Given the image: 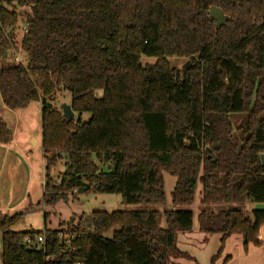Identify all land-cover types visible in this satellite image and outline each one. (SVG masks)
Masks as SVG:
<instances>
[{
  "label": "trees",
  "instance_id": "trees-1",
  "mask_svg": "<svg viewBox=\"0 0 264 264\" xmlns=\"http://www.w3.org/2000/svg\"><path fill=\"white\" fill-rule=\"evenodd\" d=\"M212 8L228 18L220 28ZM65 92L74 120L57 104ZM0 95L12 111L41 104L46 205L80 189L121 195L126 205L166 204L167 173L176 179L173 207H185L164 213L165 228L159 212L82 216L67 229L65 254L62 231L17 233L23 215L6 216L2 264H198L178 247L193 229L198 184L199 230L221 235L212 264L231 236L246 251L262 246L264 209L207 207L264 203V0H0ZM11 140L0 121V143ZM60 162L66 171L55 181ZM43 234L45 252L24 244Z\"/></svg>",
  "mask_w": 264,
  "mask_h": 264
},
{
  "label": "rangeland",
  "instance_id": "rangeland-1",
  "mask_svg": "<svg viewBox=\"0 0 264 264\" xmlns=\"http://www.w3.org/2000/svg\"><path fill=\"white\" fill-rule=\"evenodd\" d=\"M25 26V22L23 20L19 21L18 25V36L19 40H21V30ZM155 60L144 58L143 63H154ZM172 63L176 65L178 68H182L183 66L190 65V61L187 59H178L173 60ZM101 95V94H100ZM71 103V96L69 93L65 92L59 97L58 107L62 109L64 105H69ZM30 109L35 111L34 119L33 115H30V123H27L23 128L24 131L27 132L29 129H33L35 131V137L42 139V113H41V105L38 102H34L31 104ZM90 115L86 114L83 116V120H89ZM22 130V129H21ZM31 145L33 143L30 141ZM37 153L36 160H39L41 165L39 164V170L36 172L39 180H43V156L41 146L38 149H35ZM66 171L65 164L60 162L56 165V167L52 170V178L55 181H59L62 174ZM165 178V190H166V204L154 206V205H126L123 203V199L121 195L115 194H97L94 190L89 192H81L78 191L69 194V198L67 202L60 201L55 205L48 206L45 204L44 197V186L33 184V188H31L30 193L28 194L24 205L17 209L7 210L5 212L0 213V220L4 217L9 216L12 217L18 213H21L23 216L20 222L12 228V231L17 233H26L32 231H44L45 229L49 230H60L66 231L70 224H78L80 218L82 216H90L95 212H106V213H114V212H159L163 215L162 227H166V220L164 218V213L168 210L174 209H184L185 207H173L171 194L174 190L176 179L171 177L169 174L164 173ZM201 191L202 186L198 184V190L196 192L194 204L190 207V209L194 212V224L196 228L198 227V216L201 209ZM30 195V197H29ZM239 209L242 210L247 216H251L254 210L264 209V203H255L252 201H248L242 205H211L207 207V210L218 212L221 209ZM107 238L112 237V233H109ZM221 248V244L218 238H213L210 244L206 247H196L194 251L196 252V261L198 264H212V259L218 254ZM2 234L0 233V264H2ZM193 252V251H192ZM237 249L235 244L228 251L226 249V245L224 247L223 253L219 259L216 260L215 264H224L225 260L228 256L233 258L236 255ZM192 254V253H191ZM193 256V255H192ZM198 256V257H197ZM195 258V257H193ZM182 264H195V262L190 261H181ZM238 264V262L236 263Z\"/></svg>",
  "mask_w": 264,
  "mask_h": 264
},
{
  "label": "crops",
  "instance_id": "crops-1",
  "mask_svg": "<svg viewBox=\"0 0 264 264\" xmlns=\"http://www.w3.org/2000/svg\"><path fill=\"white\" fill-rule=\"evenodd\" d=\"M31 104L25 109L12 111L6 108L0 95V121L7 124L12 130V140L8 143H0V213L22 207L33 184L36 183L38 186L45 184V157L42 139L35 137L33 129L25 132L23 128L27 123H30V115H33V119L36 116L35 111L30 109ZM41 136L43 138V131ZM40 146L43 156V180H39L36 175L41 163L36 160L35 149ZM213 238H218L221 244V235H205L200 232L199 226L196 228L194 224L192 232L178 235V247L197 259L194 249L196 247L207 248ZM259 239L263 243L261 247L250 244L246 251L244 238L240 235L231 236L226 241V249L228 251L235 244L237 252L233 258L228 256L230 261L227 264H236L237 262L238 264H264V225L260 228ZM181 261L175 263L182 264Z\"/></svg>",
  "mask_w": 264,
  "mask_h": 264
},
{
  "label": "built area",
  "instance_id": "built-area-1",
  "mask_svg": "<svg viewBox=\"0 0 264 264\" xmlns=\"http://www.w3.org/2000/svg\"><path fill=\"white\" fill-rule=\"evenodd\" d=\"M27 33V28L26 26L23 27L22 31H21V34L22 36H24L25 34ZM15 62L17 64H21L23 63V58L20 54H17L15 56ZM59 238L62 240L63 244H64V249H62V252L63 254H65L66 251H73L72 249V241L74 239V235L70 232H67L66 231H62L60 234H59ZM24 244L26 245V247L29 249V250H33V251H43L45 252L46 251V237H45V234L41 235V236H37L35 237L34 239H25L24 241ZM72 264H81L79 262H75L73 261L71 258L69 259Z\"/></svg>",
  "mask_w": 264,
  "mask_h": 264
},
{
  "label": "water",
  "instance_id": "water-1",
  "mask_svg": "<svg viewBox=\"0 0 264 264\" xmlns=\"http://www.w3.org/2000/svg\"><path fill=\"white\" fill-rule=\"evenodd\" d=\"M210 20L216 22L217 26L220 28L228 21V18L225 16L223 11H221L220 9L212 8L210 11ZM186 68H188V65H186ZM62 111H63V117L65 119L67 120L75 119V114L72 111V108L70 105H64L62 107ZM261 162L264 165V155L261 156ZM78 192L79 193L86 192V189H80Z\"/></svg>",
  "mask_w": 264,
  "mask_h": 264
}]
</instances>
